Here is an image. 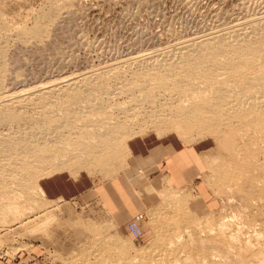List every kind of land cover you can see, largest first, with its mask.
<instances>
[{
	"label": "rangeland",
	"instance_id": "rangeland-1",
	"mask_svg": "<svg viewBox=\"0 0 264 264\" xmlns=\"http://www.w3.org/2000/svg\"><path fill=\"white\" fill-rule=\"evenodd\" d=\"M259 54L264 0H0V264H264ZM143 138L204 167L164 184L136 240L76 196Z\"/></svg>",
	"mask_w": 264,
	"mask_h": 264
},
{
	"label": "crops",
	"instance_id": "crops-1",
	"mask_svg": "<svg viewBox=\"0 0 264 264\" xmlns=\"http://www.w3.org/2000/svg\"><path fill=\"white\" fill-rule=\"evenodd\" d=\"M128 151L127 166L119 176L94 183L93 187L84 181L79 184L82 189L76 196L82 202L102 200L126 226L158 204L164 184L188 185L204 167V159L195 147L176 148L168 142L154 143L150 138H143L129 143Z\"/></svg>",
	"mask_w": 264,
	"mask_h": 264
},
{
	"label": "bare ground",
	"instance_id": "bare-ground-1",
	"mask_svg": "<svg viewBox=\"0 0 264 264\" xmlns=\"http://www.w3.org/2000/svg\"><path fill=\"white\" fill-rule=\"evenodd\" d=\"M249 5H250V4H249ZM233 7H234V6H233ZM237 22H238V21H237ZM249 24H250V23H249ZM252 24H253V22H252ZM58 25H59V24H58ZM255 26H258V24H257V25L255 24ZM259 26H261V25H259ZM259 26H258V27H259ZM251 27H253V25H252ZM238 28H239V27H238ZM255 28H256V27H253V29H254L255 31H259V30H260V29H258V28H256V29H255ZM259 28H260V27H259ZM242 29H243V28H242ZM242 29H239V30L242 32ZM253 29H252V30H253ZM239 30H237V31H239ZM243 30H244V29H243ZM254 30H253V32H254ZM261 30H262V28H261ZM261 30H260V31H261ZM234 31H235V30H234ZM245 31H246V29H245ZM245 31H244V33L242 32L243 34L241 33V34L243 35V36H241V37H244V36L247 35V34L244 35L245 33H248L247 31H246V32H245ZM231 32H232V30H231ZM231 32H230V33H231ZM261 32H262V31H261ZM232 33H233V32H232ZM237 33H238V32H237ZM255 33H256V32H255ZM257 33H258V35H259V32H257ZM257 33H256V35H257ZM253 34H254V33H253ZM224 35H225V34H224ZM226 35H227V33H226ZM234 35H235V33H234ZM238 35H240V33H238ZM248 35H250V34H248ZM248 35H247V36H248ZM227 36H228V35H227ZM230 36H232V34H231ZM218 37H219V36H218ZM225 37H226V36H225ZM220 38H221V37H220ZM222 38H223V37H222ZM227 38H228V37H227ZM236 38H237V37H236ZM240 39H242V38H240ZM240 39H239V38L237 39L238 42H242ZM243 39H245V38H243ZM246 39H247V38H246ZM246 39L243 40V42H246ZM198 41H199V40H198ZM200 41H201V40H200ZM217 41H218V40H217ZM209 42H210V41H209ZM226 42H227V41H226ZM211 43H212V42H211ZM245 44H246V43H245ZM189 46H190V45H189ZM189 46H188V47H189ZM191 46H192V45H191ZM192 47H193V46H192ZM186 48H187V47H186ZM209 48H210V47H209ZM206 49H207V48H206ZM249 49H250V47H249ZM249 49H248V50H249ZM252 49H253V48H251L250 50H252ZM255 49H256V48H255ZM258 49H259V48H258ZM215 50H216V49H215ZM217 50H218V49H217ZM250 50H249V51H250ZM259 51H260V50H259ZM259 51H258V52H259ZM253 52H254L255 55L257 54V53H255L256 51H253ZM246 53H247V52H246ZM251 53H252V52H250V54H251ZM190 54H191V53H190ZM247 54L250 55L249 52H248ZM255 55H254V56H255ZM259 55H260V54H259ZM188 56H189V55H188ZM254 56H253V57H254ZM241 57H242V56H241ZM250 57H251V56H250ZM255 57H257V55H256ZM255 57H254V59H255ZM258 57H260L259 60H260V59L262 60V57H263V56L260 55V56H258ZM231 58H232V57H231ZM263 58H264V57H263ZM236 59H237V58H236ZM242 59H243V58H242ZM242 59H240V60H242ZM248 59H249V58H248ZM251 59H252V58H251ZM257 59H258V58H256V59H255L256 61L254 60V62H257ZM173 60H174V59H173ZM231 60H232V59H231ZM233 60H235V59H233ZM240 60H239V61H240ZM245 60H246V59H245ZM259 60H258V62H260ZM249 61H250V60H249ZM242 62H243V65L246 64V63H244V60H242ZM242 62L240 61V62H238V63L242 64ZM251 62H252V61H251ZM238 63H237V64H238ZM134 64H135V63H134ZM235 64H236V63H235ZM257 64H258V63H257ZM247 65H248V64H247ZM247 65H245V67H247ZM237 66H238V65H237ZM241 67H243V66H241ZM236 69H237V68H236ZM236 69H235V70H236ZM245 69H246V68H245ZM251 69H252V68H251ZM261 70H262V69H261ZM246 71H247V70H246ZM250 71H252V70H250ZM250 71L248 70L247 73L250 72ZM262 72H263V71H262ZM243 75H244V74H243ZM247 76H248V75H247ZM257 77H258V76H257ZM257 77H256V80H255V78H254V80L256 81V82H254L255 84H254V83H251V84H253L252 89H258V86H260V84H259V83H260L259 80L264 81V75H262L261 77H258V80H257ZM244 81L248 82L249 80L247 79V77L244 76ZM252 81H253V79H252ZM248 84H249V83H248ZM246 88H247V86H246ZM247 89H248V88H247ZM260 89H261V88H260ZM219 90H220V89H219ZM245 91L247 92V90H245ZM261 91H262V90H261ZM254 93H255V92H254ZM249 94H250V93H249ZM252 94H253V93H252ZM220 95L223 96L222 93H220ZM262 95H264V92H263ZM262 95H261V96H262ZM250 98L252 99V102H249V103H251V110H252L253 112H257V113L263 112V111H264V100H262L263 96L260 97V98H258V97H256L255 95H251V97H249L248 99H250ZM251 99H250V100H251ZM244 100H245V99H244ZM229 101H230V100H229ZM246 101H247V100H246ZM224 102H227L226 99H225ZM222 103H223V102H222ZM222 103L216 105V107L219 108V112H225V111L229 112V111L235 109V108L231 105V104H233V103L230 104V103L228 102L229 104L227 103L225 106H223ZM206 104H207V103H206ZM241 104H242V103H241ZM234 105H236V104H234ZM210 107H213V106H210ZM231 107H233V108H231ZM245 107H246V106H245ZM190 109H191V108H190ZM190 109H189V110H190ZM235 110H236V109H235ZM235 110H233V111H235ZM184 111H185V110H184ZM236 111H238V110H236ZM231 112H232V111H231ZM229 113H230V112H229ZM240 113H241V112H240ZM240 113H239V114H240Z\"/></svg>",
	"mask_w": 264,
	"mask_h": 264
},
{
	"label": "built area",
	"instance_id": "built-area-1",
	"mask_svg": "<svg viewBox=\"0 0 264 264\" xmlns=\"http://www.w3.org/2000/svg\"><path fill=\"white\" fill-rule=\"evenodd\" d=\"M144 217L138 216L130 221L127 225V232L133 239H141L144 235Z\"/></svg>",
	"mask_w": 264,
	"mask_h": 264
}]
</instances>
